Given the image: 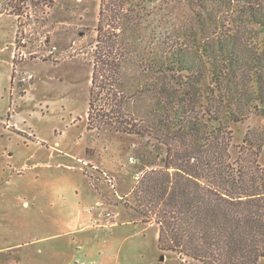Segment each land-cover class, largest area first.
I'll use <instances>...</instances> for the list:
<instances>
[{"label":"trees","instance_id":"obj_1","mask_svg":"<svg viewBox=\"0 0 264 264\" xmlns=\"http://www.w3.org/2000/svg\"><path fill=\"white\" fill-rule=\"evenodd\" d=\"M96 29L87 128L163 145V166L134 191L136 211L159 225V249L201 264H258L264 138L248 132L233 160L229 127L264 112V0H101Z\"/></svg>","mask_w":264,"mask_h":264},{"label":"rangeland","instance_id":"obj_2","mask_svg":"<svg viewBox=\"0 0 264 264\" xmlns=\"http://www.w3.org/2000/svg\"><path fill=\"white\" fill-rule=\"evenodd\" d=\"M100 3L0 1V264H201L161 251L159 225L136 211L137 175L163 166V145L87 128ZM229 128L236 160L248 132L264 138V112Z\"/></svg>","mask_w":264,"mask_h":264},{"label":"built area","instance_id":"obj_3","mask_svg":"<svg viewBox=\"0 0 264 264\" xmlns=\"http://www.w3.org/2000/svg\"><path fill=\"white\" fill-rule=\"evenodd\" d=\"M0 1L3 2V1H5V0H0ZM17 17H19V15H18ZM54 48L56 49V47H54ZM52 52H53V50H52ZM13 57H14V59H15V55H14V54H13ZM17 58L20 59V60H23L24 58H26V54H25V52H24V51H20V52H18ZM19 75H21V76H18V80H19L20 82H28V81H32L33 78H34V75H33L32 73H29V72H25V73H23V74H19ZM140 178H141V175L138 174V175H137V179H140Z\"/></svg>","mask_w":264,"mask_h":264},{"label":"crops","instance_id":"obj_4","mask_svg":"<svg viewBox=\"0 0 264 264\" xmlns=\"http://www.w3.org/2000/svg\"><path fill=\"white\" fill-rule=\"evenodd\" d=\"M2 13H5V12H3L2 9H1V10H0V14H2Z\"/></svg>","mask_w":264,"mask_h":264}]
</instances>
